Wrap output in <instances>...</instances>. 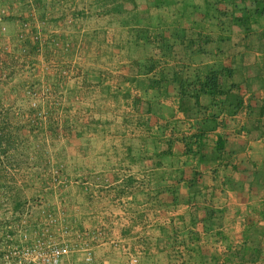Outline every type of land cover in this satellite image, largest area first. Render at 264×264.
<instances>
[{"label":"crops","instance_id":"0c3cea01","mask_svg":"<svg viewBox=\"0 0 264 264\" xmlns=\"http://www.w3.org/2000/svg\"><path fill=\"white\" fill-rule=\"evenodd\" d=\"M135 1L132 7H126V0H46L40 4L45 7L42 13L47 7L59 12L55 17L61 22L56 25L59 29L69 31L72 26L65 20L74 25L80 19L79 39L73 30L69 38L82 42L85 61L101 60L102 54L114 59L115 41L110 35L115 27L130 30L133 38L128 42L140 44L142 30L166 25L159 20L155 25L144 24L142 14L147 9L138 11ZM148 5L154 7L150 0ZM85 15L95 18L85 21ZM98 17L105 23L96 22L101 20ZM100 33L108 36L101 39ZM251 54L250 64L237 66L243 81L251 80L243 96L246 108L215 123L185 119L173 97L164 99L156 95V89L127 82L130 73L117 83L120 72L110 64L83 65L81 78L67 89L65 98L64 123L75 130L65 132V146L58 153L74 180L68 187L79 189L87 184L93 191L92 196L76 201L79 230H87L91 220L99 218L109 221V236L125 238L138 215L140 221L153 219L138 233L140 264H264V52ZM196 58L207 62L203 56ZM72 96H79L77 103ZM73 105H77L75 113L70 110ZM152 106L158 108L156 113L146 111ZM200 133L204 134L203 148L199 153L187 152L190 136ZM218 136L223 140L219 153ZM102 192L106 194L96 195ZM199 212L204 221L194 228L190 220ZM105 245L95 246L94 264H115L120 259ZM70 259L79 264L76 255Z\"/></svg>","mask_w":264,"mask_h":264},{"label":"rangeland","instance_id":"374dc122","mask_svg":"<svg viewBox=\"0 0 264 264\" xmlns=\"http://www.w3.org/2000/svg\"><path fill=\"white\" fill-rule=\"evenodd\" d=\"M38 1L0 0V264H32V256L24 253L37 245L46 251L48 242L57 245L67 242L77 245V249L85 244L90 248V262L84 261V253L79 250L64 256L61 264H74L71 255H76L79 264H94V248L101 243L118 253L120 259L115 264H128L131 256L140 264L142 243L137 241L142 239L138 233L153 219L140 221L135 215L125 238L118 234L109 236V221L99 218L91 220L87 230H79L76 201L92 196L93 191L87 184L79 189L68 187L74 180L67 174L58 153L65 146V132L71 134L75 130L66 128L63 115L67 110L66 91L81 78L83 65L104 67L105 63L107 67L110 64L121 74L115 78L117 83H123L122 75L130 73L135 62L150 57L152 46L144 44L156 41L159 28L149 26L147 37L143 41L138 39L140 44H134L127 40L133 38L130 30L115 27L110 35L115 41L114 59L107 60L102 54L101 60L83 61L82 42L75 41L82 32L80 19L74 25L72 20H65L72 26L69 31L78 36L70 39L66 27L57 28L61 24L55 18L59 12L47 7L42 13L44 5ZM148 2L135 1L138 11L147 9L142 14L144 24L155 25L159 20L166 23V28H172V9L178 6L158 10ZM129 5L126 7H132ZM87 15L83 20L95 18ZM103 21L96 22L104 24ZM61 32L66 35L64 38L57 36ZM212 34H217L215 29ZM99 36L105 39L108 35L100 33ZM239 38L237 34L232 37L233 41ZM62 72H69L70 78ZM78 97L72 96L73 103L78 102ZM76 109L77 105L70 108L72 112ZM74 113L71 115L75 116ZM105 194L96 193L97 196ZM80 233L88 236L78 240L76 235ZM126 238L131 243L129 247L134 249L128 247Z\"/></svg>","mask_w":264,"mask_h":264},{"label":"trees","instance_id":"16d2710c","mask_svg":"<svg viewBox=\"0 0 264 264\" xmlns=\"http://www.w3.org/2000/svg\"><path fill=\"white\" fill-rule=\"evenodd\" d=\"M126 2L134 3V0ZM150 2L156 8L178 6L171 13L172 28L156 27L159 28L156 41L146 43V38L144 45L152 46L150 57L135 62L130 71L132 77L126 81L141 88L156 89V95L164 99L173 97L177 110L185 119H209L210 123H215L216 119H226L246 108L243 96L248 92L251 80L249 77L244 82L237 66L250 64L252 51L264 52V0ZM214 29L216 35L212 34ZM142 31L144 35L140 38L143 41L148 32L147 29ZM234 34L240 36L236 41L232 39ZM202 56L206 64L196 58ZM262 64L264 67V57ZM138 75L146 76L145 80L139 81L135 77ZM156 109L152 106L146 111L156 113ZM203 136V133L190 136L192 139L186 144L187 152L199 153L203 148ZM215 146L219 153L223 148L220 136ZM199 214L191 217L190 223L194 228L204 221ZM229 256L236 258L231 251Z\"/></svg>","mask_w":264,"mask_h":264},{"label":"built area","instance_id":"2783aa9c","mask_svg":"<svg viewBox=\"0 0 264 264\" xmlns=\"http://www.w3.org/2000/svg\"><path fill=\"white\" fill-rule=\"evenodd\" d=\"M35 39H38L37 36H35ZM62 75L68 79L70 78L69 72H62ZM87 236L88 235H86V233H80L76 235V238L81 240ZM45 248L46 251H42L41 246L37 245L27 250L24 254L32 256V264H61L62 258L64 256L70 254L73 251L79 250L84 253L85 262H90L92 259L90 248L85 244L84 247L77 249V245H71L67 242H61V244L58 245L54 242H48ZM137 262V258L131 256L129 258L128 264H137Z\"/></svg>","mask_w":264,"mask_h":264}]
</instances>
